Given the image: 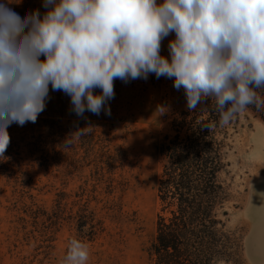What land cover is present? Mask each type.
I'll use <instances>...</instances> for the list:
<instances>
[{
    "label": "rangeland",
    "instance_id": "374dc122",
    "mask_svg": "<svg viewBox=\"0 0 264 264\" xmlns=\"http://www.w3.org/2000/svg\"><path fill=\"white\" fill-rule=\"evenodd\" d=\"M42 3L13 0L11 7L22 17L39 10L42 18L48 11ZM174 39L172 33L161 45L169 60ZM173 83L154 74L117 79L106 105L111 115L86 111L83 117L71 111L69 96L50 87L35 123L8 127L12 167L9 176L0 173V264H62L73 238L87 244V264H153L149 249L162 214L157 187L166 162L155 147L173 134L172 119L188 109L183 88ZM84 128L91 129L62 147ZM222 128L218 181L225 196L217 214L224 238L213 264H261L264 259L249 258L247 238L264 196V121L248 108Z\"/></svg>",
    "mask_w": 264,
    "mask_h": 264
},
{
    "label": "clouds",
    "instance_id": "9594fccd",
    "mask_svg": "<svg viewBox=\"0 0 264 264\" xmlns=\"http://www.w3.org/2000/svg\"><path fill=\"white\" fill-rule=\"evenodd\" d=\"M12 3L0 0V157L8 127L35 123L50 87L70 97L78 117L111 115L114 82L150 74L183 88L190 111L212 99L219 119L210 129L250 105L264 110V0H43L42 18L39 10L22 17ZM172 33L169 60L160 53ZM88 259L87 244L73 238L62 264Z\"/></svg>",
    "mask_w": 264,
    "mask_h": 264
},
{
    "label": "trees",
    "instance_id": "16d2710c",
    "mask_svg": "<svg viewBox=\"0 0 264 264\" xmlns=\"http://www.w3.org/2000/svg\"><path fill=\"white\" fill-rule=\"evenodd\" d=\"M257 91L264 96V90ZM213 104L206 99L195 110L180 112L171 121L173 134L165 135L155 147L166 161L157 194L161 213L168 216L158 215L149 249L153 264H213L214 256L223 250L217 214L225 196L218 181L223 169L224 143L219 136L223 128L219 123L211 129L206 126L219 119ZM249 109L264 121V110L251 105ZM8 148L0 157V173L9 176ZM93 230L91 226V239Z\"/></svg>",
    "mask_w": 264,
    "mask_h": 264
},
{
    "label": "bare ground",
    "instance_id": "6f19581e",
    "mask_svg": "<svg viewBox=\"0 0 264 264\" xmlns=\"http://www.w3.org/2000/svg\"><path fill=\"white\" fill-rule=\"evenodd\" d=\"M259 159H263L262 154H255ZM258 220L255 224V233L251 240L252 250L251 254L253 255L254 262L257 263L264 259V196L260 198L257 204ZM254 215L250 211V216ZM249 217V214H247Z\"/></svg>",
    "mask_w": 264,
    "mask_h": 264
},
{
    "label": "crops",
    "instance_id": "0c3cea01",
    "mask_svg": "<svg viewBox=\"0 0 264 264\" xmlns=\"http://www.w3.org/2000/svg\"><path fill=\"white\" fill-rule=\"evenodd\" d=\"M247 214H249V217H251V216H250V211H247ZM254 233H255V224H253V227H252L251 233H250L249 237L247 238V252H249V250H250V251L252 250V245H251L250 242H251V240H252V238H253ZM249 258H250L251 260H252V259L254 260L252 254L249 255ZM261 261H262V260H261ZM263 262H264V261H262L261 264H262Z\"/></svg>",
    "mask_w": 264,
    "mask_h": 264
}]
</instances>
